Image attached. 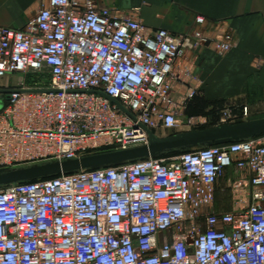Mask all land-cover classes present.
Returning a JSON list of instances; mask_svg holds the SVG:
<instances>
[{"label":"built area","instance_id":"obj_1","mask_svg":"<svg viewBox=\"0 0 264 264\" xmlns=\"http://www.w3.org/2000/svg\"><path fill=\"white\" fill-rule=\"evenodd\" d=\"M208 39L150 30L94 0H48L22 29L0 27V87L11 95L0 109V171L180 131L170 79ZM217 45L229 49L233 37ZM18 74L36 76L29 85ZM230 168L250 200L216 212L215 186ZM0 264H264V134L6 185Z\"/></svg>","mask_w":264,"mask_h":264},{"label":"crops","instance_id":"obj_2","mask_svg":"<svg viewBox=\"0 0 264 264\" xmlns=\"http://www.w3.org/2000/svg\"><path fill=\"white\" fill-rule=\"evenodd\" d=\"M47 2L48 0H0V27L22 29L35 18ZM94 4L98 8H109L116 15L128 14L138 18L150 30L165 28L184 34L194 28H201L212 34L217 32L224 35L231 33L232 29L243 37L248 34V44L243 42L234 57L222 63L220 68H213V72L206 73L208 78L205 91L209 96L234 94L231 92L233 82L239 79L238 74L241 73L234 67L244 64V58L240 56L238 60L237 55H248L249 65L253 56H264V0H94ZM198 15L205 16L206 22L198 24ZM246 48L248 53L243 51ZM215 64L216 62L212 63V66ZM179 67L178 65L177 68ZM174 75L177 77V72ZM220 82L228 84L222 86ZM192 92L193 90L188 91V94ZM225 177L231 182L230 185H234L237 179L231 168L227 170ZM224 193V187L217 184L215 208L234 209V200L230 199L226 204L220 202ZM247 198L249 202L248 190Z\"/></svg>","mask_w":264,"mask_h":264},{"label":"rangeland","instance_id":"obj_3","mask_svg":"<svg viewBox=\"0 0 264 264\" xmlns=\"http://www.w3.org/2000/svg\"><path fill=\"white\" fill-rule=\"evenodd\" d=\"M196 30L203 31L209 38L208 41L195 49L187 50L177 61L173 76L170 79L173 92L176 93V106L181 118V127L178 132L211 128L221 124H234L242 121L264 118V56L262 55L253 56L251 65H249L248 55H237L238 60L240 56L244 58V64L234 67V69H238L241 73L238 74L239 79L233 82V91L230 90L234 92L233 95L222 94L209 96L205 91L206 79L208 78L206 73L213 72V68H220L222 63L226 62L230 57H234L235 53L241 49L242 43L248 41V34L243 37L232 29L231 33H225L224 35L221 33L217 34V32L212 34L201 28H194L187 33ZM227 35L233 37V46L229 49H221L217 45V42L218 40H223ZM243 51L248 53V48ZM232 61L235 62L234 59ZM214 62H216V64L212 66ZM178 65L180 66L179 68H177ZM176 72L177 77L174 75ZM35 76L34 74H18V76H15V79L20 80L22 78L26 83L31 85L32 83H30V80ZM43 79L48 80L49 77L46 76ZM4 82L5 80L0 79V85L4 84ZM220 84L223 86V84H228V82H220ZM191 90L195 92V95L192 97L188 94V91ZM231 92H228V94ZM3 96L4 93H0V109L3 105L2 100L5 98ZM242 106L249 107L251 114L248 118H240L239 110ZM192 118L196 124L187 123L188 120ZM156 133L160 137H165L175 134L177 131L167 130L165 134H161L160 129H158ZM92 153L96 152H90L88 154ZM230 183L227 177L221 178L217 183L220 187H224L225 189V193L220 197V202L226 204L231 199L234 200L235 206L232 210L245 209L249 203L247 189L244 188L239 190V188L235 185H230ZM4 187L5 186H0V189ZM215 202L216 200H214L211 206L212 210L216 212L231 211V209L225 207H220L221 209L215 208Z\"/></svg>","mask_w":264,"mask_h":264},{"label":"water","instance_id":"obj_4","mask_svg":"<svg viewBox=\"0 0 264 264\" xmlns=\"http://www.w3.org/2000/svg\"><path fill=\"white\" fill-rule=\"evenodd\" d=\"M0 93L7 94L5 100H10L11 95L9 90L1 88ZM111 100L121 106L117 100L113 98ZM148 134L149 142L147 144L2 170L0 171V186L53 177L61 173H71L80 169H96L122 164L127 161L160 156L165 153H176L198 147L221 145L254 138L264 134V118L177 132L165 137L158 136L152 130H148Z\"/></svg>","mask_w":264,"mask_h":264},{"label":"trees","instance_id":"obj_5","mask_svg":"<svg viewBox=\"0 0 264 264\" xmlns=\"http://www.w3.org/2000/svg\"><path fill=\"white\" fill-rule=\"evenodd\" d=\"M34 82V78H32L31 80H30V83H33ZM176 153H178V152H176ZM170 154H174V153H170Z\"/></svg>","mask_w":264,"mask_h":264}]
</instances>
